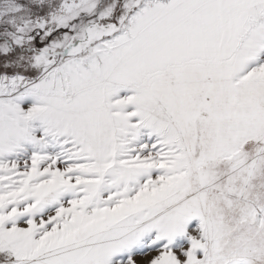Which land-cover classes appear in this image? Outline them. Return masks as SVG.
<instances>
[{"label": "snow or ice", "instance_id": "snow-or-ice-1", "mask_svg": "<svg viewBox=\"0 0 264 264\" xmlns=\"http://www.w3.org/2000/svg\"><path fill=\"white\" fill-rule=\"evenodd\" d=\"M0 264H264V0H0Z\"/></svg>", "mask_w": 264, "mask_h": 264}]
</instances>
